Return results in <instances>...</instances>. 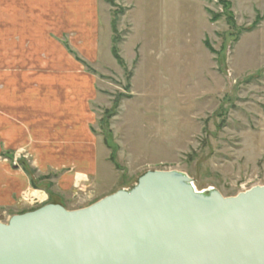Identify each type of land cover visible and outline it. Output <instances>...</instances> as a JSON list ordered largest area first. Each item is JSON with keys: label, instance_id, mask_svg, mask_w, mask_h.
<instances>
[{"label": "rangeland", "instance_id": "1", "mask_svg": "<svg viewBox=\"0 0 264 264\" xmlns=\"http://www.w3.org/2000/svg\"><path fill=\"white\" fill-rule=\"evenodd\" d=\"M228 1L233 25L217 0H103L95 89L90 82H0V117L29 102L28 112L34 110L40 99L30 89L52 86L91 98L86 120L98 146L95 182L62 195L56 173L36 168L23 146L6 154L31 180L22 211L47 203L82 208L129 189L148 170L181 171L197 190L224 197L264 185V0ZM209 12L222 16L212 21ZM114 24L125 67L110 51ZM38 126L46 132L43 121ZM34 190L45 200L31 199ZM89 194L97 197L87 201ZM19 213L0 207V222Z\"/></svg>", "mask_w": 264, "mask_h": 264}, {"label": "water", "instance_id": "2", "mask_svg": "<svg viewBox=\"0 0 264 264\" xmlns=\"http://www.w3.org/2000/svg\"><path fill=\"white\" fill-rule=\"evenodd\" d=\"M0 264H264V185L224 197L177 170L0 222Z\"/></svg>", "mask_w": 264, "mask_h": 264}, {"label": "crops", "instance_id": "3", "mask_svg": "<svg viewBox=\"0 0 264 264\" xmlns=\"http://www.w3.org/2000/svg\"><path fill=\"white\" fill-rule=\"evenodd\" d=\"M102 2L0 0V82L52 86L90 82L95 89L92 68L101 58ZM52 86L45 93L29 90L41 94L34 95L40 99L34 110L28 112L33 108L29 102L26 109L15 107L14 113L0 117V207L4 210L22 211L26 204L21 194L33 191L28 175L6 155L23 146L31 149L36 168L56 173L55 186L62 195L73 186L95 182L98 146L86 120L91 98L79 91H54ZM40 121L46 125L45 133ZM36 193L31 199L42 202L47 197L45 192ZM85 196L87 201L97 197Z\"/></svg>", "mask_w": 264, "mask_h": 264}, {"label": "trees", "instance_id": "4", "mask_svg": "<svg viewBox=\"0 0 264 264\" xmlns=\"http://www.w3.org/2000/svg\"><path fill=\"white\" fill-rule=\"evenodd\" d=\"M217 3L222 6V12H221V14H223V15L225 14L226 19H227V22H229L231 25H233L234 24V22H233V16L229 12V10H228L229 7H230V2L228 0H217ZM209 13L211 14V12H209ZM221 16L222 15H219V14L218 15L217 14H211V20L212 21H215L217 18H219ZM111 29H112L113 34L115 35V37H113L112 46L110 48L111 54L113 55V57L115 58L116 62L121 67H125V63H124L123 59L121 58V56L119 55V50H118V47L116 45V43L118 41L117 40V38H118V33L117 32L118 31L115 28V24L113 25V27ZM111 113H112V110L111 109L110 110L107 109L105 111L104 115L106 114V117L107 118L110 117V116L112 117L113 114H111ZM103 117H105V116H102V118L99 120V124L101 125V127L103 128V130H105V132H107L108 131V127H107L108 126V123L105 122V120H104ZM110 159H111V157H110ZM25 172L28 175L27 170H25ZM23 212L24 211H21V213H23Z\"/></svg>", "mask_w": 264, "mask_h": 264}, {"label": "bare ground", "instance_id": "5", "mask_svg": "<svg viewBox=\"0 0 264 264\" xmlns=\"http://www.w3.org/2000/svg\"><path fill=\"white\" fill-rule=\"evenodd\" d=\"M194 188H195V186H194ZM195 190H197L196 188H195ZM206 190V189H205Z\"/></svg>", "mask_w": 264, "mask_h": 264}]
</instances>
